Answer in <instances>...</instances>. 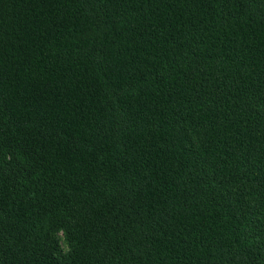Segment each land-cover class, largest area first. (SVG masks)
Returning <instances> with one entry per match:
<instances>
[{"label": "trees", "instance_id": "obj_1", "mask_svg": "<svg viewBox=\"0 0 264 264\" xmlns=\"http://www.w3.org/2000/svg\"><path fill=\"white\" fill-rule=\"evenodd\" d=\"M0 264H264V0H0Z\"/></svg>", "mask_w": 264, "mask_h": 264}]
</instances>
